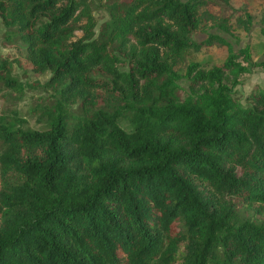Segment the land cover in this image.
Wrapping results in <instances>:
<instances>
[{"label":"trees","instance_id":"1","mask_svg":"<svg viewBox=\"0 0 264 264\" xmlns=\"http://www.w3.org/2000/svg\"><path fill=\"white\" fill-rule=\"evenodd\" d=\"M214 1L0 0L1 45L51 97L37 128L0 116V264H264V86L233 95L264 62L193 39L205 17L228 31ZM213 44L221 63L176 72Z\"/></svg>","mask_w":264,"mask_h":264},{"label":"rangeland","instance_id":"2","mask_svg":"<svg viewBox=\"0 0 264 264\" xmlns=\"http://www.w3.org/2000/svg\"><path fill=\"white\" fill-rule=\"evenodd\" d=\"M206 10L216 18H226L228 31L223 32L219 28L211 26V20L205 17L202 19V24L198 31L192 35L194 40L204 39L208 33L216 34L228 42L233 50L247 44L252 61L264 62V0H228L227 3L215 0L206 7ZM245 13L250 16L248 30H245L238 23V20L244 18ZM93 14L97 24L107 18L104 9H96ZM1 31L2 27L0 24V36ZM225 55L226 48L224 45L213 44L197 51H188L184 56L183 62H180L174 68H176V72L179 75H182L184 66L189 61L208 66L221 63ZM4 57L15 60L11 71L21 83L22 92L17 100L0 97V116H6L11 110H15L16 115L23 119L26 126L31 129L37 128L39 126L37 115L30 110L38 103H49L51 100L50 91L43 89L41 86L48 73L37 74L31 71L24 59V55L13 48L3 47L0 37V58ZM177 83L182 90L186 89L184 78H179ZM263 86L264 67H254L250 72L239 76V84L234 88L233 95L240 102H243L250 92ZM14 94L15 96L17 95L16 93Z\"/></svg>","mask_w":264,"mask_h":264}]
</instances>
